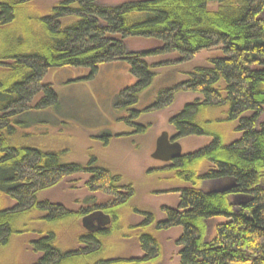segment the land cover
Returning <instances> with one entry per match:
<instances>
[{
    "label": "trees",
    "instance_id": "obj_1",
    "mask_svg": "<svg viewBox=\"0 0 264 264\" xmlns=\"http://www.w3.org/2000/svg\"><path fill=\"white\" fill-rule=\"evenodd\" d=\"M33 2L0 0V250L14 237L34 233L37 238L29 245L40 257L33 264H158L162 247L155 233L179 227V264H264V0H134L115 6L62 0L44 15L34 13ZM129 39L155 45L128 52ZM211 50L220 55L209 60V67L193 68L185 81L159 90L147 109L135 110L152 84L154 68L170 65L145 59L175 55L174 64H186ZM117 61L128 64L135 83L119 93L114 107L129 112L122 121L136 132L146 127L134 124L141 113L169 105L179 90L202 97L169 123L175 141L208 137L211 142L152 172L179 186L168 192L177 193L179 203L162 208L163 221L138 207L133 184L122 185V176L95 166L94 157L85 166L66 163L61 153L30 146L31 136L18 134L35 123L31 113L59 108L52 85L43 83L48 71L86 69L91 80L100 65ZM211 111L221 117L208 118ZM224 125L239 138L223 137L216 127ZM77 174L90 175L86 188L111 199L78 211L40 200L42 192ZM223 181H234L235 187L213 193ZM94 209L107 215L110 224L78 236L77 249L61 251L57 226H78ZM124 210L142 222L124 226ZM216 219L223 221L208 236L207 223ZM114 236L134 237L143 256L104 260L103 240Z\"/></svg>",
    "mask_w": 264,
    "mask_h": 264
},
{
    "label": "rangeland",
    "instance_id": "obj_2",
    "mask_svg": "<svg viewBox=\"0 0 264 264\" xmlns=\"http://www.w3.org/2000/svg\"><path fill=\"white\" fill-rule=\"evenodd\" d=\"M61 1L34 0V13L37 15L47 14L52 6ZM129 1L134 0H101L100 3L104 6H115ZM209 8L216 9L211 5ZM125 45L128 52H139L151 49L155 42L129 39L125 41ZM216 55H220L218 50L201 51L186 64H174L172 60L175 55L145 59L151 65L163 61H169L170 65L154 68L155 76L152 84L147 91L141 94L135 110L147 109L154 103L159 90L173 88L185 81L186 74L193 68L209 67V60ZM88 73V70L78 68L48 71L43 78V83L52 85L59 98V108L56 111L45 110L31 113L29 120L33 119L35 123L30 124L26 129H19L18 134L31 136L28 139L29 143H26L30 146L46 152L61 153L62 161L66 163L85 166L90 158L94 157L97 161L95 166L105 167L113 173L121 175L122 185L133 184L136 196L133 202L138 207L153 212L156 221H163L162 208H176L179 203V195L168 192L179 186L165 182L164 174L161 176L158 173H152L169 166L171 162L164 163L154 160L151 158V154L155 150L157 138L163 132H166L169 137L175 135V131L169 123L170 118L178 114L185 105L192 104L202 97L190 91L179 90L174 95L172 103L149 109L134 120L136 126H146L139 133L135 128L129 127L122 121L128 117L129 112H119L114 107L119 93L135 83L128 64L125 61L102 64L91 80L86 79ZM207 117L212 119L221 117V115L211 111ZM262 119L264 120V117ZM216 130L228 140L230 137L231 141L239 138V135L231 133L233 130L230 125L217 126ZM177 141L182 147V154L187 155L207 146L211 139L188 137ZM199 171L201 172V170ZM89 179L90 175L88 174L67 177L56 186L42 192L39 198L52 204L62 205L70 211L89 207L93 209L94 206L108 202L111 199L109 195L101 192L92 193L86 188L85 184ZM7 204L14 205L11 201H8ZM237 207L238 205H236V209ZM121 217L124 226L127 224L135 226L142 222V217L135 214L130 215L127 210L122 212ZM221 221L223 220L216 219L212 223H207L208 236L212 234L214 225ZM76 223H80V225L75 226V223L67 222L57 226V247L61 251L78 248L76 238L86 231L82 228L81 221ZM208 225L210 229H208ZM29 227L43 228L37 224L34 225V223H31ZM137 231H132V235ZM149 231H152V228ZM180 234L179 227L155 233L162 247L161 260L158 264H179V248L176 246V240ZM36 238L37 235L34 233L14 237L10 245L0 250V264L35 263L40 254L33 252L29 242ZM103 246L102 258L104 260L143 256L134 237L121 239L114 236L103 240Z\"/></svg>",
    "mask_w": 264,
    "mask_h": 264
},
{
    "label": "water",
    "instance_id": "obj_3",
    "mask_svg": "<svg viewBox=\"0 0 264 264\" xmlns=\"http://www.w3.org/2000/svg\"><path fill=\"white\" fill-rule=\"evenodd\" d=\"M173 137H169L166 132H163L156 140L155 150L151 154L152 159L160 162H172L182 156V148L178 141H173ZM235 187L234 181H223L218 183L213 189V193L222 194L230 191ZM110 224V218L101 211L92 212L81 219L82 228L93 233L100 231Z\"/></svg>",
    "mask_w": 264,
    "mask_h": 264
},
{
    "label": "flooded vegetation",
    "instance_id": "obj_4",
    "mask_svg": "<svg viewBox=\"0 0 264 264\" xmlns=\"http://www.w3.org/2000/svg\"><path fill=\"white\" fill-rule=\"evenodd\" d=\"M173 141H175V140H172V142H173ZM178 143H179V142H178ZM179 144H180V143H179ZM181 148H182V147H181ZM182 155H183V154H182ZM173 161H174V160H173ZM173 161H172V162H173ZM172 162H171V163H172ZM237 201H238L237 199L234 200L235 203H236Z\"/></svg>",
    "mask_w": 264,
    "mask_h": 264
},
{
    "label": "bare ground",
    "instance_id": "obj_5",
    "mask_svg": "<svg viewBox=\"0 0 264 264\" xmlns=\"http://www.w3.org/2000/svg\"><path fill=\"white\" fill-rule=\"evenodd\" d=\"M181 146V145H180ZM152 158V157H151Z\"/></svg>",
    "mask_w": 264,
    "mask_h": 264
}]
</instances>
